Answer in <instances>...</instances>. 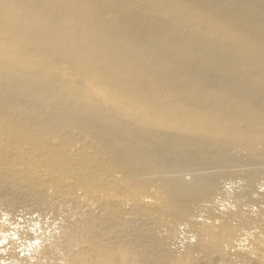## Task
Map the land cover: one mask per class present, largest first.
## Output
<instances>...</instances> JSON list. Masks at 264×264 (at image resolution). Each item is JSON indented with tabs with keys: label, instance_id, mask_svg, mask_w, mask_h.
<instances>
[{
	"label": "bare ground",
	"instance_id": "6f19581e",
	"mask_svg": "<svg viewBox=\"0 0 264 264\" xmlns=\"http://www.w3.org/2000/svg\"><path fill=\"white\" fill-rule=\"evenodd\" d=\"M0 264H264V0H0Z\"/></svg>",
	"mask_w": 264,
	"mask_h": 264
},
{
	"label": "clouds",
	"instance_id": "9594fccd",
	"mask_svg": "<svg viewBox=\"0 0 264 264\" xmlns=\"http://www.w3.org/2000/svg\"><path fill=\"white\" fill-rule=\"evenodd\" d=\"M194 239H195V238L193 237V241H194Z\"/></svg>",
	"mask_w": 264,
	"mask_h": 264
}]
</instances>
